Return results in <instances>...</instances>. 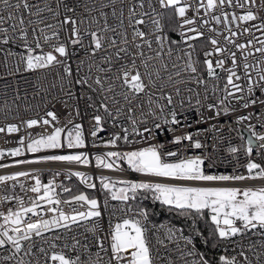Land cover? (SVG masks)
Here are the masks:
<instances>
[{
  "label": "snow or ice",
  "instance_id": "1",
  "mask_svg": "<svg viewBox=\"0 0 264 264\" xmlns=\"http://www.w3.org/2000/svg\"><path fill=\"white\" fill-rule=\"evenodd\" d=\"M0 81L6 116L12 105L18 114L27 102L24 85L44 94L46 109L53 104L43 115L0 127L7 134L21 126L51 129L35 137L28 132L16 147L0 149V160L17 158L0 169L49 162L88 167L94 159L98 169L124 171L126 163L150 178L99 176L101 201L56 182L75 176L96 189L82 171H56L46 183L40 169L0 175V264H176L169 244L181 264H213L182 230L170 227L157 235L156 226L149 228L148 210L132 203L138 198L159 201L193 223L207 213L211 231L203 242L224 250L217 264H264V185L232 186L264 182V162L255 158L264 161V132L257 131L264 129V111L235 116L237 124L249 121V136L227 148L239 165L232 173L211 171L217 136L207 153V135L197 138L219 134L220 118L231 119L240 109H264V0H0ZM81 101L90 110L91 147L109 149L94 157L81 151L89 147L86 129L71 118L82 119ZM55 103L70 117L65 123ZM190 111L198 114L197 125L217 123L176 134L192 127L182 124ZM165 132L173 134L171 148L151 142ZM121 141L147 146L115 150ZM193 150L201 151L188 154ZM27 154L32 158H21ZM106 211L110 217L120 213L107 230Z\"/></svg>",
  "mask_w": 264,
  "mask_h": 264
},
{
  "label": "built area",
  "instance_id": "2",
  "mask_svg": "<svg viewBox=\"0 0 264 264\" xmlns=\"http://www.w3.org/2000/svg\"><path fill=\"white\" fill-rule=\"evenodd\" d=\"M27 80L31 83H35V76L29 74L26 76ZM51 80V77L49 78ZM3 84V81H0V85ZM15 84L13 85V87L15 88ZM24 87L28 88V97H27V102L26 103H21L20 107H19V112L17 114V109L15 105H12V110L10 113L7 114V116L5 115L6 113V109H2L0 108V127L5 126L8 123H16V124H20L21 123V119H27L29 117H35L37 115V112H39L40 115H43L44 111L47 109H52L53 108V104L52 103H48L47 104V109L45 108V100H42L41 97L44 95L43 93H41L40 95H35L34 93V89H32L29 85H24ZM2 92L3 89L0 88V104H3V96H2ZM11 93L9 95L8 98V103L11 104ZM23 95V93H22ZM52 95H56V92L54 91L52 93ZM46 100L50 101L51 100V96L46 97ZM72 103V102H70ZM27 104H31L32 107L28 108ZM36 105H39V108H36ZM55 107V111H57V113L60 115V120L61 123H65L66 120L70 117H67L66 115V111L63 108V106L59 103H55L54 105ZM79 107L81 108V114H82V119L81 117H71L75 120V122L77 123H83L84 127L86 129V136L87 139L89 141V147L86 149H82L81 151H86L88 152L90 157H94L96 154H102L105 151H108L109 149H105L103 147L101 148H92L91 147V137L90 135L87 134V130L89 129L90 126V119H89V115H90V110L89 111H85L84 110V105H83V101L80 102ZM264 111V109L259 108L258 106H255L253 108H249V109H240V111L236 114H234L231 119L227 118V117H223L220 118L219 120V125L221 127V131L219 134L215 133V132H209L207 134H201L200 136H198L197 138L204 140L205 139V135H207L208 140L206 141L207 147L203 150L205 153H207L208 151L211 150V148L213 147V141H212V137L213 136H217V144H216V151L212 153L213 155V159L216 160L217 162V166L214 169H211V171L217 173V174H229L232 173L234 169L239 168V165L236 162V159L232 156L229 155L227 148L229 147V145L232 146H241L246 142V137L243 134V130H246L247 124L249 123V121H245L243 124H237L235 122V116L236 115H241V114H248L249 112H261ZM205 115H211V113H205ZM188 119L187 120H183L182 119V124L187 125V124H191L192 127H180L177 129L176 134H180V132H192L193 134L196 133L197 129L199 128H209L210 125L212 123H217V121H209L206 124L203 125H197L195 123V121L198 119V114L195 111H190L187 113ZM227 121V123L225 122ZM251 123L255 124L257 123V121L255 119H253L252 121H250ZM229 127H231L232 129H234L233 131H229ZM51 129L50 128H46L43 126H38L34 129H29L26 130L23 128V126H21V131L19 133H12V134H7V133H0V149H9V148H13L17 146V140L19 139L20 136H25L28 132H31L33 137H35L37 134L39 133H45L47 134L48 132H50ZM257 131H261L264 132V129L261 128H257ZM105 139L108 138V133H102L101 134ZM172 133L171 132H165L162 135H159L156 139H153L151 142L152 143H165L166 147L171 148L172 145L168 143V141L171 139L172 137ZM241 136H243V140L240 138ZM135 139V138H133ZM147 144L144 142L138 143V144H124L122 141L120 143V147L118 149L115 150H120V151H127V150H132L135 148H139V147H146ZM68 150H49L48 154H66ZM201 150H193L191 153L188 154H199ZM240 162L243 163L244 161V156H243V152H241L240 154ZM21 158H32V154H27L26 157H21ZM256 160L258 162H260V160L262 159L261 157L257 156L255 157ZM17 159L15 157H11L10 155H5L4 159L0 160V163H4V164H11L13 163V161ZM124 168V167H123ZM29 169H40L41 173H42V180L46 183L47 180L52 179V173L56 172V171H60V172H65L69 169H71L72 171H82L85 172L87 174H89L90 176L93 177V181L97 184V188L94 190H88L85 188V186L83 184L80 183V180L78 177H71V179H66L65 176L61 175L56 177V182L60 183L61 181L71 187L74 191L77 189L80 190H85L88 192H91L93 194H95V196L97 198H99L101 201L104 198V190L101 189L100 187V181L99 179H97V177L99 176H108L111 177L112 179H126L125 177L127 176H135L133 178V180H145V179H150L147 177H144L142 174L140 173H134L132 172L130 169H125L124 171H112V170H107V169H98L95 167V162L93 159L92 165L85 167V166H80V165H67V164H62L59 162H49V163H44V164H32V165H20L18 167H12V168H7V169H0V175L3 174H7V173H12V172H16V171H22V170H29ZM241 172L244 171V169L240 168L239 169ZM120 175H123L124 177H120ZM132 179V178H129ZM233 186H238V187H243V186H261L260 182L258 181H248V182H242V183H238L235 184ZM17 192L22 195L25 196V199H27V196L20 192V190L17 188ZM27 195H31V193H28ZM63 195H67L66 193ZM110 205H117L119 206V202L116 201H110ZM68 208H65V211H68ZM120 216V213L117 212L116 217H110L109 213L106 211L104 213V219H103V227L105 228V230H107L108 227V222L109 220H111L112 223L117 222V218ZM154 226H156V229H159V231L156 233L157 235H160L161 233H166L168 228H174L177 230H182L178 225L170 222V221H166V222H162V223H154L153 221L150 220V223L148 224L149 228H152ZM163 225L164 228H160L159 226ZM155 230V229H154ZM183 234L186 235L184 233V231L182 230ZM151 235V233H150ZM187 236V235H186ZM167 243V241H166ZM181 244H183V241H180ZM193 244L195 245V249L198 250L199 252H201V250L196 246V244L193 242ZM169 248H173V251L171 252V256L170 258L174 259L176 261V264H181V261L176 259L178 253L175 251L174 249V245L169 244ZM220 251H222L224 253L223 247L219 248ZM161 253L164 255H168V253L164 252L163 249H161ZM191 259V258H189ZM215 264V263H213Z\"/></svg>",
  "mask_w": 264,
  "mask_h": 264
},
{
  "label": "trees",
  "instance_id": "3",
  "mask_svg": "<svg viewBox=\"0 0 264 264\" xmlns=\"http://www.w3.org/2000/svg\"><path fill=\"white\" fill-rule=\"evenodd\" d=\"M262 161V159L260 160ZM123 163V162H122ZM123 166L127 167L126 163H123ZM133 204H139L144 207L150 213L149 219L154 223H162L170 221L178 225L184 233L193 239V242L201 250L202 253H206L207 257L217 264L218 257L221 254H224L222 251L216 248H212V241L208 244H204L205 237H208L210 234L209 221L207 220V213L205 214V219L196 220L193 223V220L185 216L179 215L177 211L169 210L167 206L154 203L151 199H142L138 198L137 201H133ZM198 233H202L199 235Z\"/></svg>",
  "mask_w": 264,
  "mask_h": 264
},
{
  "label": "bare ground",
  "instance_id": "4",
  "mask_svg": "<svg viewBox=\"0 0 264 264\" xmlns=\"http://www.w3.org/2000/svg\"><path fill=\"white\" fill-rule=\"evenodd\" d=\"M120 177H124L123 175H120ZM135 176H127V177H125L126 179H129V178H134ZM258 182H260V185H264V182H262V181H258ZM233 186V185H232Z\"/></svg>",
  "mask_w": 264,
  "mask_h": 264
},
{
  "label": "rangeland",
  "instance_id": "5",
  "mask_svg": "<svg viewBox=\"0 0 264 264\" xmlns=\"http://www.w3.org/2000/svg\"><path fill=\"white\" fill-rule=\"evenodd\" d=\"M125 169L127 168V167H125V166H123ZM128 169V168H127ZM90 194H92V195H94L95 196V194H93V193H91V192H89ZM104 195H105V193H104ZM149 199H151V198H149ZM140 200H142V199H140ZM145 200V199H144ZM154 203H158V204H161L159 201H154L153 199H151ZM162 205V204H161Z\"/></svg>",
  "mask_w": 264,
  "mask_h": 264
},
{
  "label": "water",
  "instance_id": "6",
  "mask_svg": "<svg viewBox=\"0 0 264 264\" xmlns=\"http://www.w3.org/2000/svg\"><path fill=\"white\" fill-rule=\"evenodd\" d=\"M243 134H244V136L246 137V139L248 138V136H249V133L244 129L243 130Z\"/></svg>",
  "mask_w": 264,
  "mask_h": 264
}]
</instances>
